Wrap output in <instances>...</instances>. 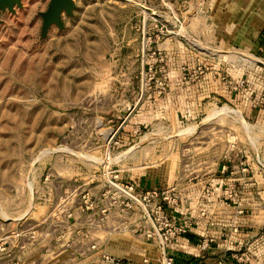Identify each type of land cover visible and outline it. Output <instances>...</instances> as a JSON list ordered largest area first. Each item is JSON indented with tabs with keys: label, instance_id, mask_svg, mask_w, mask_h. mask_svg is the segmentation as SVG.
Returning <instances> with one entry per match:
<instances>
[{
	"label": "rangeland",
	"instance_id": "1",
	"mask_svg": "<svg viewBox=\"0 0 264 264\" xmlns=\"http://www.w3.org/2000/svg\"><path fill=\"white\" fill-rule=\"evenodd\" d=\"M255 1L232 0L231 17L223 0H71L60 11L57 0H0V225L62 233L60 204L35 202L29 180L66 162L73 264L93 244L86 231L121 264L144 252L158 264L140 207L125 211L110 197L86 218L81 186L99 195L115 174L138 192L170 190L174 226L205 232L223 264H264V14ZM232 25L245 32L232 35Z\"/></svg>",
	"mask_w": 264,
	"mask_h": 264
},
{
	"label": "built area",
	"instance_id": "2",
	"mask_svg": "<svg viewBox=\"0 0 264 264\" xmlns=\"http://www.w3.org/2000/svg\"><path fill=\"white\" fill-rule=\"evenodd\" d=\"M48 181V179H45ZM107 189L101 191L98 197L89 191L81 193V198L84 199L86 204V218L91 217L90 211L94 210V202L103 203L108 198H112L116 201L119 206H124L125 211H130L135 207H140L143 210L144 216L147 219L145 222V227L143 230V237L147 241H153L157 247V263L158 264H181L173 255L172 251L179 248L180 251L184 250L183 246H179L181 240H186L187 243L190 241L189 229L187 222L182 226L175 227L172 217H170L165 210L166 207L171 205L170 200V190L159 191L155 190L153 192H138L137 187L132 183H123L117 174L112 176L110 182H105ZM174 190V189H173ZM179 198L174 200L177 203ZM89 202H92L89 206ZM58 210V216H56L57 211L53 213V218L59 220L60 218L64 220L62 227V233H56L55 227H48L45 236L41 232L36 230H19L16 229L13 232H9L8 228L0 225V264H26L27 255L30 259L33 258L34 248L36 247L37 241L40 239V243H44L42 247V255L50 256L53 255L55 247L67 249V196L61 200ZM63 205V206H62ZM127 209V210H126ZM124 211V210H122ZM54 223L57 224L56 221ZM60 224V223H59ZM43 228L41 229V231ZM38 233V234H37ZM82 237L85 240H91L92 245H87L84 247L82 252V259H97L98 264H121V262L112 256V254L106 250L96 238H93V233L86 231L81 232ZM214 240H204L199 246L205 250L208 249ZM44 247V248H43ZM171 251V252H170ZM223 251H233L231 248H224ZM176 252V251H175ZM133 263V262H132ZM152 258L151 253H145L143 258L138 264H151ZM221 258H217L213 261V264H223ZM32 264H37L34 261ZM129 264V263H123ZM206 264V263H204Z\"/></svg>",
	"mask_w": 264,
	"mask_h": 264
},
{
	"label": "crops",
	"instance_id": "3",
	"mask_svg": "<svg viewBox=\"0 0 264 264\" xmlns=\"http://www.w3.org/2000/svg\"><path fill=\"white\" fill-rule=\"evenodd\" d=\"M253 7L257 6L260 10L263 11L264 14V0H256L252 3ZM237 6V5H236ZM251 8V7H250ZM237 8H235V5L232 4V0H223V3L221 4L220 11H226L224 16L231 14L235 12ZM247 10V9H245ZM248 11V10H247ZM225 20V19H224ZM248 22V19H244V24ZM229 31H231V34H239L244 33L245 28L243 25H232L229 28ZM262 36V39L264 40V29L262 30V33H260ZM53 173L47 178H45L46 174H32V179L29 180L31 183V196L33 197V200L35 202H54V203H60L62 199H64L67 196V163L61 165H56L55 168H53ZM50 168L48 169V171ZM52 171V168H51ZM44 178V179H43ZM45 179H48V181H45ZM91 183H93L91 181ZM89 183H85L81 188H83V191H89ZM100 190L98 192H101L102 185H99ZM98 187V188H99ZM97 188V189H98ZM90 192V191H89ZM98 197L99 195H95ZM194 234V235H193ZM190 241L187 243L186 240H181L179 242V246H183L184 250L180 253V249L176 248L175 251H173V255L175 258L181 263V264H213V261L217 258H214V256H217V251L214 250L212 245L208 248L203 250L199 244H202L204 240H209L208 236L205 234V232L201 233H192L189 234ZM196 237V239H194ZM197 244V245H195ZM219 247V246H218ZM223 247H219L217 249H221ZM222 251V250H221ZM54 254L50 256L46 255H39V260L42 264H73V261L71 262V258L67 259V249L65 248H59L58 246L54 249ZM207 258V259H204ZM202 259H204L202 261ZM35 260V257L32 259L27 260V264H32ZM74 263L78 264H98V260L96 259H80L74 261Z\"/></svg>",
	"mask_w": 264,
	"mask_h": 264
},
{
	"label": "bare ground",
	"instance_id": "4",
	"mask_svg": "<svg viewBox=\"0 0 264 264\" xmlns=\"http://www.w3.org/2000/svg\"><path fill=\"white\" fill-rule=\"evenodd\" d=\"M67 2H69V1H67V0H57V5H56V7L57 8H60V7H66L67 6ZM221 112H225V109H221L219 112H217V113H221ZM226 112H227V110H226ZM128 117H129V115H128ZM127 118V117H126ZM243 121V120H242ZM153 135V134H152ZM152 135H148V136H146L145 137V140H147V139H152L153 137H152ZM156 135V134H155ZM144 140V139H143Z\"/></svg>",
	"mask_w": 264,
	"mask_h": 264
},
{
	"label": "water",
	"instance_id": "5",
	"mask_svg": "<svg viewBox=\"0 0 264 264\" xmlns=\"http://www.w3.org/2000/svg\"><path fill=\"white\" fill-rule=\"evenodd\" d=\"M55 1H56V0H54L53 8L55 7ZM68 1H69V3H70L69 7H67V8H65V7H61V8L59 9V11H60L61 9H63V8H65V9H69V8L71 7L72 2H71V0H68ZM59 11H58V13H59ZM131 109H132L131 106H128V108H126V109L123 111V115H124V116H127V115H128V112H129Z\"/></svg>",
	"mask_w": 264,
	"mask_h": 264
}]
</instances>
